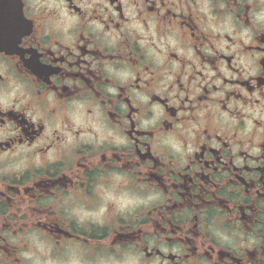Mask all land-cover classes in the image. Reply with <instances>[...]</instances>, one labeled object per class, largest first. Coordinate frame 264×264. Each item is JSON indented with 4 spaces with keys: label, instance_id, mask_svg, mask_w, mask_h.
<instances>
[{
    "label": "clouds",
    "instance_id": "9594fccd",
    "mask_svg": "<svg viewBox=\"0 0 264 264\" xmlns=\"http://www.w3.org/2000/svg\"><path fill=\"white\" fill-rule=\"evenodd\" d=\"M0 34V264H264V0H0Z\"/></svg>",
    "mask_w": 264,
    "mask_h": 264
},
{
    "label": "flooded vegetation",
    "instance_id": "af4514ba",
    "mask_svg": "<svg viewBox=\"0 0 264 264\" xmlns=\"http://www.w3.org/2000/svg\"><path fill=\"white\" fill-rule=\"evenodd\" d=\"M4 48H7L8 51H16L14 42L10 38L5 39V37L0 34V49ZM26 58L28 57L26 56ZM34 70L39 71L41 73L52 71L51 69L40 68L38 65L35 66Z\"/></svg>",
    "mask_w": 264,
    "mask_h": 264
}]
</instances>
